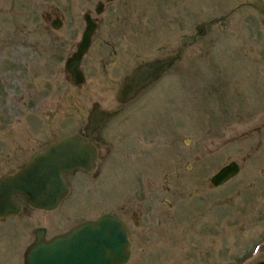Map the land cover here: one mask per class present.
Masks as SVG:
<instances>
[{
  "label": "rangeland",
  "instance_id": "obj_1",
  "mask_svg": "<svg viewBox=\"0 0 264 264\" xmlns=\"http://www.w3.org/2000/svg\"><path fill=\"white\" fill-rule=\"evenodd\" d=\"M116 6L120 14L112 17L113 26L98 31L84 58L86 82L78 89L64 61L80 39L81 23L57 32L68 39L58 59L53 38L42 29L38 33L46 38L47 51L33 46L29 29L12 25L11 20L24 23V13L0 16V28L20 29L0 47V151L30 156L78 131L93 103L110 110L113 94L105 74L94 71L95 53L107 36L125 37L138 47L153 45L135 55L133 65L180 51L170 73H177L176 105L148 109L149 102L166 101L158 99L165 93L160 91L142 94L129 105V110L143 107L145 118H164L160 130L173 132L178 141L174 166L169 159L165 168L168 152L162 156L159 150L146 154L142 175L122 174L120 168L101 173L90 191L72 184L73 195L55 212L34 210L0 225V264H22L25 234L32 228L68 230L106 211L129 234L126 264L264 262V0H117ZM202 24L205 34L198 36L195 27ZM157 38L162 40L157 43ZM173 75L159 84L168 85ZM231 161L239 163V175L212 188L210 178Z\"/></svg>",
  "mask_w": 264,
  "mask_h": 264
},
{
  "label": "flooded vegetation",
  "instance_id": "obj_2",
  "mask_svg": "<svg viewBox=\"0 0 264 264\" xmlns=\"http://www.w3.org/2000/svg\"><path fill=\"white\" fill-rule=\"evenodd\" d=\"M115 3H117V0H0V16L4 17V15H12L11 17H13L14 13H24V23L15 22L11 20L12 25L19 26L21 27L20 29H29L28 31L30 34L28 35L32 36L30 40H32L33 46H39L41 49L45 48L42 43L44 42V39H46L38 33V30L42 29L50 37L53 38V42L56 44L57 47V57L58 59H60L63 57L62 52L65 50L64 45L65 43H67L68 39L66 40L67 37L65 36L63 40V36L58 35L57 32L60 31L62 28H65L66 26L73 29L74 27H76V25L78 26L81 23L82 32L79 35L81 39L82 33L86 28V17L88 21H90L95 27V32L92 37L91 45L89 47V50H91L90 48L95 38L97 37L98 31L102 29L105 25L106 27L113 26L114 21L112 17H114L115 20L117 19L118 14H120V12L118 11L119 6H116L117 8H112V5ZM110 8L112 10H110ZM123 9L127 8L123 7ZM108 12L110 13L107 14ZM204 27L206 28L205 25ZM19 30H17L18 33H15L17 31H5L4 27H1L0 47H2L4 44H9L15 37V34L19 35ZM6 39L9 40L6 41ZM161 40L162 39L157 38L156 42L158 43ZM79 41L77 42L73 52L66 57L64 61V66L66 60L77 51V45ZM101 45L102 46L99 47L95 53L94 71L96 73H99V76L101 73L105 74L104 76L106 79V83L109 84L107 86L109 90L107 89V91L113 94V106L110 110H105L100 107L99 103H93L92 108L94 104H98L99 110L109 114L108 119H106L102 124H100V126L95 129L91 134H87L85 132V128L88 124V119H86V121L78 131L74 132L82 138L83 143L90 145L92 149L95 150L96 156L94 158L92 169L89 172L73 170L72 173L65 175L64 181H66L68 187V195L64 199V201L66 199H70V197L74 193V188L72 189V184L77 186L79 189L82 188L83 190L90 191L91 189H95V183L100 181L101 178H103L101 177V173H104L102 176H105L106 173H113L116 170L122 168V174H129L131 176L132 173L136 175V173L138 172L137 174L142 175L144 173L143 170L146 154H148V157H151L156 151L159 152V150H163V156L164 151H167V163L165 168L168 167L169 159H171L173 167L174 153H176L178 150V146H176L178 145V141L174 138L175 136L173 135V132L168 133V135H166L167 133H164L163 129L160 130L159 128V125H164L162 124V119L164 120V118H145L144 116H142L144 111L143 107H135L134 109L129 110V105L131 103H134V100H136L137 98L139 99L140 95L142 94L146 95L147 97L148 94L146 93H152L151 95L153 96V94L157 95L159 91L161 93H165L160 94L158 99L160 100L163 96L166 97V101L157 104L156 102H149V100L148 102L151 104L152 107L148 109H151L152 111L156 109L163 110V108H166L167 105H170L172 108L176 105L177 98L175 96V91L178 92V88L177 85H174L173 83L175 80L173 79V77H175L177 73L174 75L170 73L173 72L174 67L180 59V51H176L174 53L165 52L162 53L160 57L133 65L132 58L135 57V55H137L141 51L151 49L153 47L152 44L151 46H148L146 48L140 46L138 47L132 41V39L125 37L116 38L107 36L106 39H103L101 41ZM183 46H185V44H183ZM45 50L47 51L46 48ZM89 50L87 51V53L89 52ZM171 52H173V50H171ZM87 53L82 58L81 64L79 66L84 75L83 77H85L83 70V61ZM167 59H173V61L171 62V65L168 67V69L161 73L157 80L140 89L136 94H134L135 96L129 100H125L121 103V101L117 99V93L119 92L120 87L125 78L132 74L133 71H135L137 68H139L140 65L143 66L144 64H147L149 62L151 63L156 60L161 61ZM66 74L69 77L71 84L73 85L70 75H68L67 72ZM169 75H173V80L171 79L169 81H165V83H169L168 85H160V81ZM157 84H159V86ZM156 90L157 92H155ZM167 91L170 92V94H167ZM168 99H170V102L167 101ZM158 106L159 108H156ZM91 111L92 109L90 110V112ZM121 115L124 117L121 118ZM117 117H119L120 120L118 123L111 122ZM132 118L135 119L133 122L135 124L132 123ZM157 122L159 124H157ZM127 125L129 126L125 128L122 132H117L119 129ZM109 126V134H104L103 132ZM140 135H142V137H140ZM161 137L164 138V141L161 139ZM46 145L47 144H45V146ZM45 146H43L40 150H42ZM38 151H36L35 153H37ZM0 153V167L4 169L6 168L5 171H2L0 168V171H2V173L0 174V179L4 176H11L15 174L17 171L22 169L33 156V154L30 156L25 155L24 151L21 152V154L19 155L10 156L8 155L9 153H7L6 151H0ZM158 156L161 157L160 155ZM9 158L13 159L11 160ZM114 160H116V164H114ZM116 165H121V167H115ZM8 167L9 169H7ZM162 169L164 168L162 167ZM131 182L132 180L130 181V183ZM14 200L16 203L20 204L21 212L18 215H8L6 217L0 218V225H4V223H6L7 221H14L16 218L21 216L28 217L31 212L34 211L28 206V204H26L27 201L24 196L18 194L14 195ZM106 213L114 215L113 213L107 211L103 214ZM100 216H90L88 218H84L72 225L68 230L82 222L95 220ZM114 216L119 220L116 215ZM27 222L28 221H26L25 223ZM28 226L29 224H27L26 227ZM36 229L43 230L42 232L40 231L37 234H39V237L42 238V240L45 242L50 241L54 237L68 231L57 230L54 233H50L48 228L38 227L32 228L31 231L26 232L25 238L27 239L28 237V240L22 251V264H24V254L26 249L30 246V244L36 242ZM2 236L3 235H1V237Z\"/></svg>",
  "mask_w": 264,
  "mask_h": 264
},
{
  "label": "water",
  "instance_id": "obj_3",
  "mask_svg": "<svg viewBox=\"0 0 264 264\" xmlns=\"http://www.w3.org/2000/svg\"><path fill=\"white\" fill-rule=\"evenodd\" d=\"M85 21L86 28L77 51L65 63V70L77 87L85 83L79 66L95 32L94 25L86 17ZM196 32L198 36H204V25H198ZM172 61L156 60L140 65L125 78L117 99L122 103L133 98L140 89L157 80ZM108 117L109 114L94 104L85 132L93 133ZM95 156V150L72 132L51 141L17 173L0 179V218L20 213L21 206L14 200L16 194L24 196L26 204L35 210L55 211L68 194L64 175L73 170L89 172ZM239 171V163L231 161L210 178L211 187L218 188L229 183L239 175ZM40 231L43 230L36 229L35 234ZM39 236L37 234L36 242L26 249L24 264H126L130 258V242L125 228L119 220L107 213L94 221L78 224L50 241L45 242Z\"/></svg>",
  "mask_w": 264,
  "mask_h": 264
},
{
  "label": "bare ground",
  "instance_id": "obj_4",
  "mask_svg": "<svg viewBox=\"0 0 264 264\" xmlns=\"http://www.w3.org/2000/svg\"><path fill=\"white\" fill-rule=\"evenodd\" d=\"M7 40H9V39H6V41H7ZM17 41H19V39H18Z\"/></svg>",
  "mask_w": 264,
  "mask_h": 264
}]
</instances>
